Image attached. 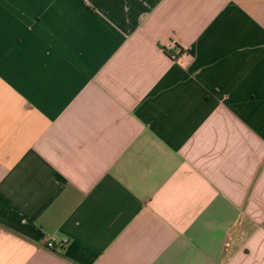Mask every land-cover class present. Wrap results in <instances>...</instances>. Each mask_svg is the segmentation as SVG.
<instances>
[{
  "label": "crops",
  "instance_id": "0c3cea01",
  "mask_svg": "<svg viewBox=\"0 0 264 264\" xmlns=\"http://www.w3.org/2000/svg\"><path fill=\"white\" fill-rule=\"evenodd\" d=\"M0 264H264V0H0Z\"/></svg>",
  "mask_w": 264,
  "mask_h": 264
},
{
  "label": "built area",
  "instance_id": "2783aa9c",
  "mask_svg": "<svg viewBox=\"0 0 264 264\" xmlns=\"http://www.w3.org/2000/svg\"><path fill=\"white\" fill-rule=\"evenodd\" d=\"M182 56H179V59L178 60H181L182 61ZM68 244V240H64L63 243L61 244L62 246H66ZM46 246L47 248H50V249H53L55 247V241L54 240H49L47 243H46Z\"/></svg>",
  "mask_w": 264,
  "mask_h": 264
}]
</instances>
